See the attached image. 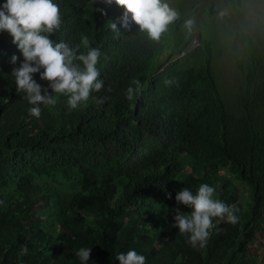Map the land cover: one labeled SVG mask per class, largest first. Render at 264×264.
I'll use <instances>...</instances> for the list:
<instances>
[{
	"label": "trees",
	"instance_id": "16d2710c",
	"mask_svg": "<svg viewBox=\"0 0 264 264\" xmlns=\"http://www.w3.org/2000/svg\"><path fill=\"white\" fill-rule=\"evenodd\" d=\"M245 1L174 2L181 20L154 42L131 20L129 30L121 27L124 9L115 0H54L63 22L50 39L74 47L87 36L101 50L104 88L75 110L59 96L54 107L41 105L39 119L29 115L31 105L10 74L23 57L0 32V264H81V247H91L87 264H119L117 254L130 249L146 264L259 263L264 0H249V20L239 19L244 29L235 30L231 16L240 15L233 8L244 11ZM189 18L195 20L191 32L183 26ZM248 27L257 36L247 34ZM195 35L200 44L190 48ZM229 49L238 76L228 89L217 60ZM134 78L144 89L129 101L125 93ZM33 79L48 86L39 73ZM201 183L239 208L240 219L233 225L214 218L199 249L172 225L173 209L191 211L176 203V193L183 187L195 193Z\"/></svg>",
	"mask_w": 264,
	"mask_h": 264
},
{
	"label": "clouds",
	"instance_id": "9594fccd",
	"mask_svg": "<svg viewBox=\"0 0 264 264\" xmlns=\"http://www.w3.org/2000/svg\"><path fill=\"white\" fill-rule=\"evenodd\" d=\"M105 2L113 3L112 0ZM115 4L124 9L119 18L121 27L129 30L131 20L138 25L140 32L146 33L154 42H160L162 37L170 34L181 20L180 11L168 0H115ZM99 11L103 14L102 9ZM62 22L60 7L54 0H5L0 4V32H7L11 36L12 43L23 57L19 67H14L10 74L14 77L16 92L24 93V98L31 105L29 115L37 119L42 114L41 105L54 107L59 96L67 98L69 110H75L86 106L92 93L104 88L97 67L101 50L93 47L87 36L82 35L80 43L74 47L50 39L60 30ZM194 24L195 20L191 18L183 21L184 28L189 32ZM109 28L116 38L121 35L116 23L110 21ZM16 61L17 56L12 55L10 62L15 64ZM35 73L48 82L47 87L33 79ZM169 83L165 81L166 85ZM48 89H51V93ZM143 89L140 80L134 78L126 89V99L133 100ZM106 99L97 98L96 103L101 104ZM215 191L213 186L201 183L195 193L183 187L175 195L176 203L187 206L191 211L186 214L179 208L173 209L172 226L186 236V242L192 248L202 249L206 246L214 227V218L224 219L233 225L239 222L237 213L240 209L215 198ZM27 251L24 246L22 252L27 254ZM90 254L91 247H81L76 253L81 264H87ZM116 260L119 264H146V257L134 249L117 254Z\"/></svg>",
	"mask_w": 264,
	"mask_h": 264
},
{
	"label": "rangeland",
	"instance_id": "374dc122",
	"mask_svg": "<svg viewBox=\"0 0 264 264\" xmlns=\"http://www.w3.org/2000/svg\"><path fill=\"white\" fill-rule=\"evenodd\" d=\"M172 3H176L177 5L180 4V0H169ZM104 3L106 5V2L104 0ZM185 1H182V4H184ZM246 7L245 10H240L238 8H233L235 10H237V13L240 16H231V19L234 21L233 24V28L236 30L238 29L243 30L244 27L240 25L239 19L242 22H247L249 20V16L246 14L247 11L250 10V5H251V1H245ZM260 6L262 7V4H260ZM214 25H217L216 23ZM247 34L252 35V36H257L256 31L252 28V27H248L247 28ZM200 44V38L198 35H196L192 40H191V44H190V48H192V46H197ZM221 51V50H220ZM233 50H226L223 58H219L217 60V68H218V73H219V80L223 82L224 86H228L227 88L229 89V83H231V85H234L235 82V78H237L238 76V72H237V68L234 65V61H233ZM263 253L261 259L259 260L258 264H264V251L261 252V254Z\"/></svg>",
	"mask_w": 264,
	"mask_h": 264
}]
</instances>
